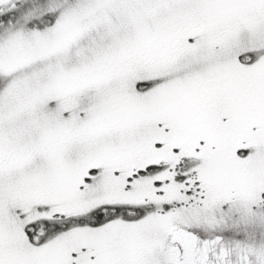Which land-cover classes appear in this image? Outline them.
Listing matches in <instances>:
<instances>
[{
    "label": "snow or ice",
    "instance_id": "6c2138e0",
    "mask_svg": "<svg viewBox=\"0 0 264 264\" xmlns=\"http://www.w3.org/2000/svg\"><path fill=\"white\" fill-rule=\"evenodd\" d=\"M0 264H264V0H0Z\"/></svg>",
    "mask_w": 264,
    "mask_h": 264
}]
</instances>
